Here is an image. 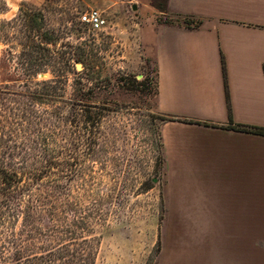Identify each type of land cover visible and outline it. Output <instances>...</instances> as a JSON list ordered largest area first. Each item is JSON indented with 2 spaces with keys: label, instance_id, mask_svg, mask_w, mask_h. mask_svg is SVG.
I'll use <instances>...</instances> for the list:
<instances>
[{
  "label": "rangeland",
  "instance_id": "374dc122",
  "mask_svg": "<svg viewBox=\"0 0 264 264\" xmlns=\"http://www.w3.org/2000/svg\"><path fill=\"white\" fill-rule=\"evenodd\" d=\"M164 1L0 0V80L19 89L18 81L26 77L17 59L25 42L19 30L25 28V13H37L36 25L53 34L56 42L49 46L55 45L69 65L59 73L43 58V71L34 79L64 75L69 94L81 75L85 101L107 108L94 152L82 162V177L71 180L67 198L90 226L85 235L93 238L91 264H264V224L204 223L216 219L175 208L180 203L168 190L155 65L143 55L141 38L152 12L147 5L159 8ZM139 6L145 11L138 12ZM90 9L106 18L104 30L80 23V14ZM65 202L60 196L59 211ZM73 212L61 211L62 220L71 221Z\"/></svg>",
  "mask_w": 264,
  "mask_h": 264
},
{
  "label": "crops",
  "instance_id": "0c3cea01",
  "mask_svg": "<svg viewBox=\"0 0 264 264\" xmlns=\"http://www.w3.org/2000/svg\"><path fill=\"white\" fill-rule=\"evenodd\" d=\"M147 6L142 53L155 65V111L168 118L160 137L175 208L216 219L204 223L264 224V0Z\"/></svg>",
  "mask_w": 264,
  "mask_h": 264
},
{
  "label": "trees",
  "instance_id": "16d2710c",
  "mask_svg": "<svg viewBox=\"0 0 264 264\" xmlns=\"http://www.w3.org/2000/svg\"><path fill=\"white\" fill-rule=\"evenodd\" d=\"M156 9L165 12L166 0ZM35 16L25 13V28L19 30L25 42L17 59L26 77L18 81L19 89L0 80V264H91L93 238L85 235L90 226L67 198L71 180L79 178L83 160L94 152L107 108L85 101L81 75L69 94L64 75L34 79L43 71V58L59 73L69 65L55 45L49 46L56 42L53 34L42 32ZM165 18L159 20L180 21ZM183 22L188 24L187 18ZM60 196L66 198L64 212L74 211L69 222L58 210Z\"/></svg>",
  "mask_w": 264,
  "mask_h": 264
},
{
  "label": "built area",
  "instance_id": "2783aa9c",
  "mask_svg": "<svg viewBox=\"0 0 264 264\" xmlns=\"http://www.w3.org/2000/svg\"><path fill=\"white\" fill-rule=\"evenodd\" d=\"M80 23L85 24L91 31H102L107 25L106 18L96 9H90L80 14Z\"/></svg>",
  "mask_w": 264,
  "mask_h": 264
},
{
  "label": "water",
  "instance_id": "95a60500",
  "mask_svg": "<svg viewBox=\"0 0 264 264\" xmlns=\"http://www.w3.org/2000/svg\"><path fill=\"white\" fill-rule=\"evenodd\" d=\"M40 76H44V74L42 73V74H40Z\"/></svg>",
  "mask_w": 264,
  "mask_h": 264
}]
</instances>
